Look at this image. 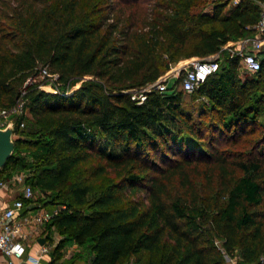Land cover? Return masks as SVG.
<instances>
[{"label":"trees","instance_id":"16d2710c","mask_svg":"<svg viewBox=\"0 0 264 264\" xmlns=\"http://www.w3.org/2000/svg\"><path fill=\"white\" fill-rule=\"evenodd\" d=\"M13 1L11 12L0 5V106L24 103L0 178L27 170L46 194L55 259L73 242L80 253L63 264H264V151L219 149L231 139L252 148L245 133H264V57L242 78L240 57L225 51L192 92L176 90L180 76L131 98L178 56L162 52L165 39L175 52L195 40L188 57L253 35L254 0L225 14L219 2L210 16L196 0H155L150 12L139 0ZM49 80L53 91L40 87ZM201 168L205 183L193 177Z\"/></svg>","mask_w":264,"mask_h":264},{"label":"built area","instance_id":"2783aa9c","mask_svg":"<svg viewBox=\"0 0 264 264\" xmlns=\"http://www.w3.org/2000/svg\"><path fill=\"white\" fill-rule=\"evenodd\" d=\"M246 29L254 31L253 35L231 43L235 48L230 49L229 53L231 56L238 55L242 67L253 74L259 69L264 57V2L258 19L252 25H247ZM217 69L218 62L214 59L192 60L182 69L179 87L192 92ZM47 74L43 69L41 76ZM178 74V69L167 70L154 83L138 89V94L132 93L131 98L140 104L151 90L164 92L172 88ZM23 103L19 101L11 108H2L1 116L21 112ZM8 122L13 128L12 121H0V127ZM28 176L26 171L21 170L13 172L6 179L0 178V264H63L69 256L61 255L59 259H55L53 251L59 239L47 228L56 211L47 210L36 203L33 199V187L26 181ZM40 237L44 239L42 244L39 242Z\"/></svg>","mask_w":264,"mask_h":264},{"label":"rangeland","instance_id":"374dc122","mask_svg":"<svg viewBox=\"0 0 264 264\" xmlns=\"http://www.w3.org/2000/svg\"><path fill=\"white\" fill-rule=\"evenodd\" d=\"M223 1H226L228 2V5L225 7L224 11H223V14H225V12L227 13L228 11L227 10H230L231 8H233L240 0H196V6L194 7V11L197 12V13H200V14H204V15H208L210 16L213 9L215 8V5L219 2H223ZM140 3H142V7H139L138 9L136 10H139L142 12V10H147V12L149 11H152L153 9V5L155 3V0H139ZM6 3L9 4V12H11V8L12 6L16 5V3L13 1V0H0V5L2 7H6ZM254 4L258 5V8H259V11L261 10V7H262V1L260 0H254L253 1ZM2 13H0L1 15ZM3 22L0 21V25H2ZM240 38L237 37L235 39H232V40H229L227 43L223 44L221 46V49L219 51H217L216 53L214 54H208V55H205V56H197V55H192V56H186L184 55L185 53V50H187L189 47H191V45L193 44V42H195V40H189V42L187 44H185V47L181 48V50H178L175 52V50H172V51H169L170 50V44L168 43L170 40L169 39H165V43L163 44L162 46V52L164 54L167 55V52H173L175 54H178V56L176 57L175 60H172L170 62V65L168 67V71H172L174 69H178L179 71V74L177 77H182V69L189 63L191 62L192 60H203V59H214L218 62V67L220 68V66L224 63V52H230V49H233L235 47H233L231 45V43H235L239 40ZM172 46H173V43L171 42ZM165 48V49H164ZM165 55V56H166ZM239 74L240 76L243 78L245 75H250L252 73H250L249 71H247L244 67H242V65H240V68H239ZM86 77H89V76H86ZM176 77V78H177ZM44 79V76H39V78H37V80H43ZM51 80H55L54 77L50 78ZM172 81L170 82V85H172ZM180 84V83H179ZM179 84H177V87H176V90H178L180 87H179ZM52 83L51 81H47V83H43L40 85L41 88L47 90V91H53L54 89L52 88ZM79 83L76 85L78 86ZM75 86V87H76ZM134 94H138L139 91L138 89H134V92H132ZM186 104H197V102H200V99L199 97H193L191 94H187L186 93ZM2 108H6V107H1L0 106V111L2 110ZM20 113L22 112H12V113H7L6 115L4 116H1L0 114V121H12V122H16L17 118L21 115ZM260 120H263V116L260 118ZM23 125L20 124V127H23ZM245 138H248L249 140L252 141V148L248 147L247 149L243 148L242 146H240L239 143H235L234 139H231V140H227V142L225 144H221L219 145V149L220 150H224V152H226V156L228 158H253V156H256V154H259L261 155L262 151H264V148L263 146H257V143L261 142L263 139H264V133H263V130H259L256 129L255 131L253 130H249L245 133ZM16 137V134H13L12 135V139L14 140V138ZM255 140H258V142H256V144H253V142ZM240 141V139L238 140V142ZM254 154V155H253ZM203 168H201V171L200 173L196 174L194 173V179L196 181H203V183H205V181L208 180V177L207 175H209L208 173L204 174L203 173ZM209 172V171H207ZM26 173L29 174V172L26 170ZM4 174V173H3ZM3 174H0V176H3ZM211 175V174H210ZM105 180V179H108L109 176L108 175H104V176H101L100 179ZM214 186H215V183H214ZM34 191V196H33V199L36 201L37 204H41L43 199H45V193L39 189H33ZM50 232H52V234L54 236L57 237V239H60V236L57 234V232L55 230H53V228H50ZM79 251L80 253V247H78L75 243L73 242H67L65 244V247L63 249V251L61 252V255L62 257H64V255H68L69 258L71 256H73L75 253H77ZM44 258H48V256H44ZM67 260V259H65ZM77 261V262H76ZM75 263L76 264H80L78 262V260H76ZM80 261V260H79ZM225 261H226V264H235V258H227L225 257ZM81 262V261H80ZM82 264V262H81Z\"/></svg>","mask_w":264,"mask_h":264},{"label":"water","instance_id":"95a60500","mask_svg":"<svg viewBox=\"0 0 264 264\" xmlns=\"http://www.w3.org/2000/svg\"><path fill=\"white\" fill-rule=\"evenodd\" d=\"M13 128L8 122L4 127H0V168L3 167L12 154L14 149V141L12 139ZM40 244L44 242L43 238H39Z\"/></svg>","mask_w":264,"mask_h":264}]
</instances>
